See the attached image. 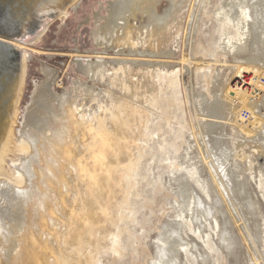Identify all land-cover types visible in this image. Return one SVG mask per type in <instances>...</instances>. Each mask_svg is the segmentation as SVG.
Masks as SVG:
<instances>
[{"label":"rangeland","instance_id":"374dc122","mask_svg":"<svg viewBox=\"0 0 264 264\" xmlns=\"http://www.w3.org/2000/svg\"><path fill=\"white\" fill-rule=\"evenodd\" d=\"M205 1H187L181 25L158 43L157 50L164 52L158 57L149 55L147 47L137 46L136 51L133 41L116 42L129 26L132 36H140L144 24L139 12L122 16L126 0H79L74 5L62 0L43 20L19 57L26 54L29 60L24 65L20 60L22 79L9 119L13 120L10 147L0 172V264H37L30 256L33 249L43 257L42 264H153L160 256L158 249L172 246L178 235L182 244L192 243V250L180 249L177 264H264V142L235 133L224 103L227 88L253 96L243 78L255 73L245 66L233 68L253 55L252 37L240 43L247 45L245 51L233 48L242 36L232 22L224 24L228 16L222 18L219 12L225 4L236 7L235 0ZM241 6L249 11L247 4ZM65 10L67 14L61 16ZM169 10V1L160 0L144 19ZM113 27L119 32H110ZM124 66L134 74L129 76L127 68L117 71ZM47 72L54 74L52 91L67 94V101L39 98ZM174 76L175 85H168L164 79ZM124 80L128 90L123 88ZM77 83L82 85L80 91ZM155 93L156 107L151 104ZM245 111L250 112L248 120ZM135 112L147 115L146 122L141 123ZM236 113L237 126L248 127L255 120L249 109ZM105 118L108 129L121 134L124 150L114 159L120 172L103 190L110 204L103 201L96 208L93 229L83 233L84 250L76 255L78 246L68 240L70 222L81 210L80 197L85 198L87 185L76 160L91 164L87 149L93 138L88 126L99 127ZM25 143L29 152L23 149ZM218 145L224 151V170L215 159ZM63 147L75 152L73 161L60 156ZM58 165L65 173L61 191L46 184L53 175L57 181L58 174L49 171L52 167L57 171ZM125 173L132 176L123 177ZM32 188L35 196L20 204L16 214L13 194L27 191L29 195ZM216 221L222 242L214 230ZM165 225L176 229V236L165 231ZM192 228L196 236L190 233ZM207 239L216 257L206 249Z\"/></svg>","mask_w":264,"mask_h":264},{"label":"bare ground","instance_id":"6f19581e","mask_svg":"<svg viewBox=\"0 0 264 264\" xmlns=\"http://www.w3.org/2000/svg\"><path fill=\"white\" fill-rule=\"evenodd\" d=\"M78 1L79 0H69V4L70 5H74ZM159 1L160 0H126V5H125L124 9L121 11L122 16L125 15V14H127V13H130V12H133V13L136 12V13H134L136 15L137 12H139L138 14H141V16H142V22L144 24L141 25L142 26L141 27L142 29L140 31L141 32V35L140 36H136V38L134 36H132V34L129 32L130 28H132L131 26H129V27L123 29V30L121 29L123 31V33H124V36L122 35V37L119 38L120 36L118 35L119 37L117 36L118 37V40H116V42L118 44L122 43L123 45H130L129 42L130 41H133V43L131 44V46L133 48H135V49H136L137 46H138V48L140 47V49L141 48L144 49L145 47H147L146 50L147 49L148 50H151L149 52V55L151 54V56H157L158 57L159 55H161V56L164 55V52L158 51L156 47H157L158 43L160 42V40L164 39L163 37H165L166 34H171L172 31L174 30V27L177 28L178 26L181 25L180 16L182 15V11L185 10V8H186L185 5H186V3H187L188 0H168L169 1V4H170V10H169V12H167L165 15L155 16L153 18H150L149 20H145L144 17H146V16L149 15L151 9H154L155 10V8L157 7ZM240 2H241V4H247V6L249 8V11L243 10L241 4H239ZM234 4L236 5V7H233L232 4L231 5L225 4V6L223 7V9L219 12V16L222 17V18L228 16L227 19H225L223 21L224 24H227V22H232L233 25L236 26L237 30L240 32V36H242V39H238L235 43H233L234 44V47L233 48L237 49L239 52L245 51L247 49V45L246 44L241 45L240 43L244 42L247 39V36H249V37L251 36L252 37V41H251V44L250 45H251V52H252L253 55L251 57H249L248 59L242 61V62L240 61V63H238L237 65L234 64L233 68H234V70L238 71L242 67L245 66L244 68H246L247 70H251L253 73H255V77H257V78L264 77V25L262 24L264 22V21H262V20H264L263 19L264 18V0H235V3ZM239 10H240V12H239ZM66 14H67V11L66 10L65 11H62L61 16H65ZM135 15H133V16H135ZM240 16H242V18ZM243 17L246 18L245 21L247 22V24H244L243 23V21H242L243 20ZM129 18H130V16H129ZM123 19L125 20L124 17H123ZM134 19L135 18H133V20ZM123 24H124V22H123ZM114 29H115L114 27L113 28H110V30H111L110 32L116 31ZM253 29H256L255 34L253 32ZM117 31L119 32V30H117ZM116 35H117V33H116ZM140 49H138V50H140ZM136 51H137V49H136ZM20 60H22L21 63L24 65L26 63V61L29 60V58H26V54H23L22 59L20 58ZM20 60H19V67H20ZM118 67H120V66H118ZM98 68H99V65H98ZM125 68L128 69V71H127L128 73L127 72L126 73L129 76L134 74L135 71L131 67H129V66H127V67L124 66L122 68H119V70H117V71H119V73L120 72H123V71L126 70ZM19 73H20V69H19V72H18V81H19L18 82V86H20L19 83H21V79H22V73H21L20 79H19ZM158 75H159L160 78L162 77L161 74H160V72H158ZM46 76L48 77V79L46 80V82L44 83L43 87L39 91V94H38L39 98H41V99L48 98L49 99L50 97H57L59 100L61 99V101H62V99L65 98V96H67V94H64V96H59V95L55 94L52 91V86H51V82H52V79L54 77V74L47 72L46 73ZM116 76H119V74H117ZM160 78H157V79H160ZM121 79H122V77H121ZM119 80L120 79H118V81ZM164 80H165V82L168 85L174 86L175 83H176V80H177V76H174L172 78L166 77ZM120 85H122V83ZM18 86H17V90H18ZM76 88L80 91L81 88H82V85L80 83H77ZM123 88L124 89H127L128 88V85L125 83V80L123 81ZM224 92H225L224 95L226 96V99L224 100V103H226V105L228 106V112H227L228 114H226V113L225 114L227 115L229 121L232 122L231 124H229V125H231V128L234 130L235 133L243 135L244 136L243 138L246 137L249 140H254V141L257 140V142H262V143H259V144H263V142H264V95H261V96H258V97L257 96H250L249 94H247L246 92L241 91V90H236V91L230 92V90L228 88L226 89V91L224 90ZM231 94H233L234 96H231ZM223 97H221V98L223 99ZM65 100L67 101L66 98H65ZM15 103H16V101H15ZM15 103H14V105H15ZM158 103L159 102H158L157 93H155V94L152 95L151 104H153V106L156 107L158 105ZM62 104H63V102H62ZM240 108L249 109V110L252 111V113L254 115V119L255 120H254V122L250 123V125L248 127H242L239 124H238L239 126H237V124H236L237 122H233L234 121L233 120V115L236 116L235 113L238 112V110ZM13 109H14V106H13ZM13 109H12V111H13ZM107 111H110L112 113V108H108ZM135 113H137V112H135ZM137 114L139 115V121L141 123H145L146 122V119H147L146 118L147 115L145 116L141 112H139ZM12 121L13 120H11V121L9 120V122H8L6 131H5V135H4V138H3V141H2L1 147H0V172H2L4 170L5 165H6L5 157L7 155V150L10 147V133H11ZM101 121H102V119H101ZM108 121H109V119L105 118V120L102 121L100 123V125L97 124L99 127H93L91 125L88 126L90 128V132H91L92 138H93L92 139V142L89 144V147H88L89 150L87 149V151H89L90 154H91V156H90L91 164L83 162V160H81V158L79 156L78 157L80 159L78 161L76 160L77 158L75 159L76 162H77L78 167L80 168V172L82 174H84V176L87 179V183H86L87 185H86V191H85V198L84 197H82V198L80 197L81 206H82L80 208L81 210H79V212L76 213V214L73 212L74 214L72 213L73 214L72 215V220L70 219L71 222L69 221L71 223L70 225L72 227V229H71L72 232H71V236H68V240L70 238L75 243V245L78 246L79 249L76 252V255L81 250H84V245L82 247V242H83L82 235H83V233H85L87 231L90 232L93 229L92 228V221H93V219H95L94 217H97L98 216V214H96V211H97L96 208H98L99 205L103 201L105 202V201L108 200V199L106 200L104 198V196H103V190L105 188H110L111 187L112 179L115 178L114 175L117 176V175H119L118 172H120V170L117 167L115 168V166H114V164H116V162H115L114 159H115V157L119 156L122 153V150H124V149H122V146L123 145L119 144V140L120 139L118 138V136L121 135V134H119L118 130H116L117 132H115V133L113 132L112 133L113 130L111 131L110 128L108 129V125H107V122ZM108 123H110V122H108ZM111 124H112V122H111ZM96 128H99V129H96ZM112 128H116L117 129V126L114 127V124H112ZM118 129H121V128L118 127ZM240 144H241V142H240ZM23 149L25 151L29 152V145H28V143H25L24 144ZM217 149H218V151H217L218 152V155L215 156V159H216L217 165L219 167H221V169L224 170V164H223L224 161H225V160H223V152L224 151H223L222 148H220L221 149V153H220L219 145H218ZM257 152H259V151H257ZM74 153H73V151L71 149H68L67 147H63L62 150H61V152H60V156L61 155H64V157H67L69 160H71V158H72V161H73V157H76ZM235 153L237 154V152H235ZM63 159H66V158H63ZM66 160H64V162ZM67 162H70V161L67 160ZM58 164L60 165V163H58ZM71 164H69V165H71ZM61 165H63V162H62ZM59 167H57V171L54 170L53 167L49 171V173H52V174H54V173L56 174L57 173L58 174L57 175V181L55 180V176L56 175H53L54 176L53 179L55 180V182H53V179H51V177L48 178L49 176H47L48 179L46 178L47 179L46 180V182H47L46 184H48V186L55 185L56 188L58 186L59 187V190L61 191L62 184H64L63 183V178H65V176H63V174H65V173L62 174V171L64 169V166H62V168L61 167L59 168ZM66 169H68V168H66ZM130 176H132V175H129L128 173L127 174L125 173V176H123V177L130 178ZM121 177L122 176H120V178ZM29 178H30V176H28V179ZM80 178H81V175H80ZM227 178H228L229 182L230 181L231 182L234 181V179H232L231 178V175H229V174L227 175ZM124 179H126V178H124ZM81 180L83 181L84 179H81ZM120 182H122V181L120 180ZM128 185H129V182H128ZM54 187H52V188H54ZM56 188H54V189H56ZM32 190H31L32 191L31 193L29 192L30 193L29 194L30 196L28 195L27 191H25V195L22 194L21 192H19V193L18 192H15L13 194V202L15 203V207H16L15 213L16 214H18L19 211H20V209H21L20 204L21 205H24L26 202H28V200L30 198H32V197L35 196L36 191L33 188H32ZM22 191H24V190H22ZM50 191L52 192V190H50ZM57 191H58V189H57ZM60 191H58V193ZM46 192L48 193L49 191L46 190ZM20 195H24V196H22V198H20L19 197ZM38 195H40V194H38ZM41 195H40V197L43 198ZM25 196L27 198H25ZM23 197H24V199H23ZM39 201H40V199H39ZM107 202H109V200ZM62 203H66V202H64V199L62 200ZM109 204H110V202H109ZM36 206H38V205H36ZM49 211H50V209H49ZM105 211H106V209H105ZM16 214H15V216H16ZM204 217H206V216H204ZM57 219H59V218L57 217ZM42 221H44V220H42ZM93 222H95V221H93ZM215 224L216 225H215V229L214 230L216 231V236H218L220 238L219 242H222V240H221L222 239L221 238L222 237V234H221L222 231L220 232V230H219L220 225L218 224L217 221H216ZM68 225H69V223H68ZM168 225H165V226L167 227ZM164 229H165V231H168V230L169 231H172V233H173L174 236H176L175 233L177 234L176 229H172L171 230V229H169V227H167V228L164 227ZM192 230H193V228L191 229L190 233H193V235L196 236V233L197 232H192ZM46 231H48V230H46ZM69 235H70V233H69ZM91 236L94 237V235H91ZM178 236H176V238H178L177 239L178 241H176L174 239L172 241V243H173L172 246H169L168 248L167 247L166 248L165 247H161V248L158 249L159 252H157V253H160V256L157 258V261L156 262H153V264H177V257H178V254H179L178 253L179 250L180 249L185 250L186 248L187 249H190L192 247V243L182 244V241L183 240L180 241ZM31 239H33V237H31ZM181 239H182V237H181ZM208 239L206 241H204L205 247H206V249L208 248L207 249L208 251H211V254H212L213 257H216L217 256L216 255L217 252H214V250H212L213 247L210 248L211 246H209L210 243H209ZM71 240H70V243H71ZM32 241H31V243H32ZM263 241H264V237H263ZM40 245H42L41 242H40ZM193 245H195V244H193ZM31 246L33 247V244ZM35 246H36V244H35ZM42 246H45V245H42ZM220 247H222V246H220ZM29 248L27 247V250ZM38 248H39V246H38ZM42 248H45V247H42ZM90 248H92V247H90ZM34 250L35 249L32 250L33 251V254L30 255V256H32L35 259V261L37 262V264H42L43 261H42L41 258H43V257L40 258V256H39L40 253L39 254L34 253ZM39 250H40V248H39ZM42 250L43 249H41V251ZM190 250H192V249H190ZM35 251L37 252V250H35ZM27 252H30V250H28ZM45 252H47V251H45ZM41 253H43V252H41ZM53 253L54 252H52V253L50 252V254H53ZM44 254H46V253H44ZM61 257H62V255H61ZM66 259H68V258H66ZM92 259H93V257H92ZM78 261H80V260H78ZM56 262H58V261H56ZM79 263H81V262H79ZM79 263H77V264H79Z\"/></svg>","mask_w":264,"mask_h":264},{"label":"water","instance_id":"95a60500","mask_svg":"<svg viewBox=\"0 0 264 264\" xmlns=\"http://www.w3.org/2000/svg\"><path fill=\"white\" fill-rule=\"evenodd\" d=\"M62 0H0V147L17 96L20 52Z\"/></svg>","mask_w":264,"mask_h":264},{"label":"built area","instance_id":"2783aa9c","mask_svg":"<svg viewBox=\"0 0 264 264\" xmlns=\"http://www.w3.org/2000/svg\"><path fill=\"white\" fill-rule=\"evenodd\" d=\"M245 78V79H244ZM243 78V84H245V89L253 96H261L264 94V77L257 78L254 76H251L246 79L244 76ZM262 88V91H261ZM244 119L248 120L250 118V112L245 111L243 113Z\"/></svg>","mask_w":264,"mask_h":264}]
</instances>
